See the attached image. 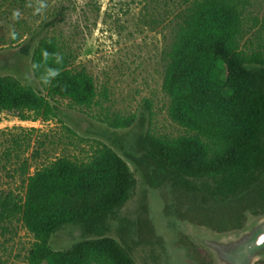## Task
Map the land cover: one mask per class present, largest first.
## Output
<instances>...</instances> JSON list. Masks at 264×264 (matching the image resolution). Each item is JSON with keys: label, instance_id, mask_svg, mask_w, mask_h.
I'll return each instance as SVG.
<instances>
[{"label": "trees", "instance_id": "obj_1", "mask_svg": "<svg viewBox=\"0 0 264 264\" xmlns=\"http://www.w3.org/2000/svg\"><path fill=\"white\" fill-rule=\"evenodd\" d=\"M248 0H193L174 31L164 66L169 116L185 134L169 138L146 133L131 157L145 182L171 186L173 212L217 233L242 230L248 215L264 214V45L247 55L240 38ZM66 19V7L48 26ZM33 74L50 97L90 107L97 91L86 70H73L71 55L57 37L43 35L30 53ZM0 112L20 120H48L53 106L31 85L0 76ZM129 116L116 127H129ZM134 175L124 158L103 145L88 162L62 156L28 176L24 196L0 195V223L19 218L34 235L27 264H136L133 247L161 242L143 196L135 222L123 219L120 241L106 236L109 220L129 199ZM136 227V240L130 228ZM78 225L87 237L54 250L52 234ZM197 264H215L210 254L183 240ZM254 264H264L259 260Z\"/></svg>", "mask_w": 264, "mask_h": 264}, {"label": "rangeland", "instance_id": "obj_2", "mask_svg": "<svg viewBox=\"0 0 264 264\" xmlns=\"http://www.w3.org/2000/svg\"><path fill=\"white\" fill-rule=\"evenodd\" d=\"M193 0H0V76H13L48 98L54 114L43 120L30 114L20 120L0 112V195L24 196L28 176L59 157L88 162L103 145L128 163L135 185L128 201L109 220L106 236L120 241L123 219L136 221L146 196L149 216L161 242L133 247L136 264H197L188 240L206 250L215 264H254L264 260V214L248 215L239 231L217 233L180 220L173 212L171 186H149L131 157L142 151L146 133L169 138L186 131L169 116L170 99L163 90L164 66L174 31ZM66 7V19L48 26ZM240 38L247 55L263 52L264 0H248ZM45 34L57 37L71 55L73 70L86 69L95 80L93 105L80 107L50 97L33 74L30 53ZM134 117L129 127L119 119ZM136 240V227L130 228ZM87 237L78 225H65L52 234L54 250L71 248ZM34 235L19 218L0 223V264H27Z\"/></svg>", "mask_w": 264, "mask_h": 264}]
</instances>
